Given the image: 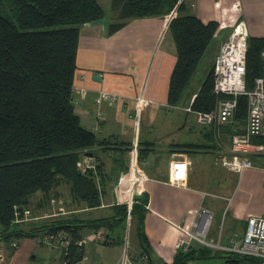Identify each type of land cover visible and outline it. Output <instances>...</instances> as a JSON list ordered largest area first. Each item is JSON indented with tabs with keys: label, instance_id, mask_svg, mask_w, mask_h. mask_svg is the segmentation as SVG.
Masks as SVG:
<instances>
[{
	"label": "crops",
	"instance_id": "0c3cea01",
	"mask_svg": "<svg viewBox=\"0 0 264 264\" xmlns=\"http://www.w3.org/2000/svg\"><path fill=\"white\" fill-rule=\"evenodd\" d=\"M183 2L187 12L202 22L219 24L209 46L216 52L210 59L211 67L220 46L237 24L245 22L250 36L264 37V0ZM99 4L105 11L104 23L85 24L81 28L74 90L76 112L82 125L101 141L119 143L118 146L110 145L109 149L105 146L96 149L100 164L96 172L101 203L98 207H88L72 197L70 185L62 183L50 195L38 192L31 197L26 209L37 220L32 221L29 227L38 230L56 220L85 225L80 233L86 240L83 245L87 259L78 264H116L125 245L130 264H164L172 263L177 254L176 243L183 235L181 228L192 229L193 222L201 220V209L207 208L213 213L208 237L220 240L223 246H230L234 238L236 247H239L248 218L264 216V167L253 165L242 173H236L215 162L222 149L217 145L220 133H214L215 128L200 126L195 114L188 112L192 98L196 96V93L190 95L188 87L178 105L168 104L170 78L177 60L176 47L168 33L170 14L130 21L111 35L109 25L119 22V11L113 9L112 0H99ZM172 13L175 14L176 9ZM81 90L86 94L83 95ZM101 91L116 94V101L98 107L95 99ZM141 94L146 102L137 118ZM98 110L102 117L97 115ZM145 114L144 129L142 121ZM228 126L231 125L222 128ZM224 128L221 132L225 131ZM136 134L145 154L142 166L149 176L139 203L146 210L142 231L147 238L148 250L143 249L140 222L136 216L129 231H125L121 222L99 229L86 226L102 218L120 220L121 210L126 207L123 200L130 170L128 148ZM229 176H235L237 180L229 183ZM214 221L219 224L217 235ZM100 230L104 231L106 241H92L91 237ZM30 238L16 250L0 241L4 262L65 264L60 248H48L37 244L36 237ZM88 243L98 246L94 253L87 250ZM192 248L205 247L195 244ZM108 250L113 251V256ZM200 260L205 259H195L188 264Z\"/></svg>",
	"mask_w": 264,
	"mask_h": 264
},
{
	"label": "trees",
	"instance_id": "16d2710c",
	"mask_svg": "<svg viewBox=\"0 0 264 264\" xmlns=\"http://www.w3.org/2000/svg\"><path fill=\"white\" fill-rule=\"evenodd\" d=\"M179 2L112 0L113 9L119 11V22L110 24L108 31L112 35L130 21L168 15L178 6L177 15L168 26L177 52L168 90L170 106L181 102L219 29L217 22H202L187 12L184 2ZM104 18L99 0H0V241L36 237L48 231L65 233L71 238L64 255L67 264H78L85 256L84 246L78 245L83 240L80 231L85 225L56 220L38 230L26 231L22 228L24 223L14 224L15 207L24 210L33 195L38 192L50 195L62 183L70 185L72 197L88 207L101 203L96 149L102 146L109 149L119 143L101 141L82 125L76 112L74 80L81 28ZM263 50L264 37L250 36L246 64L249 91L263 74ZM213 72L214 65L196 93L193 111H213L220 99L229 98L215 94ZM247 117L248 99L240 96L235 115L237 126L245 125ZM226 129L232 133V126ZM252 141L264 144V137ZM86 153L93 154V168L83 173L79 163ZM140 155L143 160L141 143ZM140 198L132 215L139 219L141 243L148 250L142 231L146 210L139 204ZM144 203L146 207L147 202ZM121 211L120 220L102 218L86 226L99 229L121 222L126 227V207ZM213 253L207 248L177 251L173 262L164 264H188L209 258ZM222 258L228 264H252L253 260L234 254Z\"/></svg>",
	"mask_w": 264,
	"mask_h": 264
},
{
	"label": "built area",
	"instance_id": "2783aa9c",
	"mask_svg": "<svg viewBox=\"0 0 264 264\" xmlns=\"http://www.w3.org/2000/svg\"><path fill=\"white\" fill-rule=\"evenodd\" d=\"M249 37L250 32L247 24L241 22L232 29L228 38L222 43L214 63V92L219 96H228L229 98L220 99L213 111L207 113L199 112L196 114L200 126L206 128L232 126V133L229 134L230 146L227 149V153H230V155H222L218 163L223 168H227L236 173H242L244 170L253 167L250 156L264 154V144H256L252 141L253 138L264 137V69L263 74L256 78L254 89L249 91L246 84ZM261 60L264 66V50L261 53ZM81 91L83 95L86 94L85 90ZM240 96H246L248 99V117L244 128L237 126L235 120ZM116 98V94L101 91L95 99V103L100 107L106 102H115ZM145 102L146 98L141 94L138 98L137 117H139ZM97 115L102 117L99 110L97 111ZM129 150L130 170L127 177V190L123 200L127 209L125 231H129L130 229L134 205L138 202V198L145 193V185L149 181V176L142 166L140 142L137 134ZM79 166L84 173L86 168L89 169L92 167L91 160L84 156ZM200 215L201 220L199 222H193L192 229L181 228L183 235L177 240V251L187 252L195 244H200L205 248L221 253H235L241 257L257 259L264 264V216H252L248 218L247 228L241 245L236 247L237 240L234 238L231 239L230 246H223L220 240L214 241L209 238L208 234L213 222V213L207 208H202ZM31 220L32 216L28 209L22 210L18 206L15 207L14 224H22ZM36 237L37 243L48 248H60L64 255L71 244L70 236L65 233L48 231L42 232ZM127 237L128 234L126 235ZM91 239L96 242H105L106 236L104 231L100 230ZM85 242V239L79 241L78 245H83ZM17 247L18 243L12 241L11 248L16 249ZM83 259H87L86 256ZM0 264H6L1 253ZM65 264H67L66 261ZM116 264H130L127 245H125L121 259Z\"/></svg>",
	"mask_w": 264,
	"mask_h": 264
},
{
	"label": "rangeland",
	"instance_id": "374dc122",
	"mask_svg": "<svg viewBox=\"0 0 264 264\" xmlns=\"http://www.w3.org/2000/svg\"><path fill=\"white\" fill-rule=\"evenodd\" d=\"M181 2H183V0H180V2H179V4L181 3ZM177 7L178 6H176V13L174 14V13H170V16L172 17V18H174L176 15H177ZM220 49V48H219ZM219 52V51H218ZM215 54H216V52H215V49H213V47H212V49L211 48H209L208 49V51H207V53H206V55L203 57V59H202V61L200 62V65H199V67H198V69H197V71H196V73H195V75H194V77H193V79L190 81V83H189V85H188V91H189V93H190V95H192V94H194V93H197L198 92V90H199V88H200V86L202 85V83H203V81L205 80V78L207 77V74L208 73H210V71L213 69V66L211 67V62H210V59H211V57H214L215 56ZM218 54V53H217ZM217 56V55H216ZM215 59H216V57H215ZM213 76H214V81H215V75H214V72H213ZM195 97L196 96H193V98H192V101L195 99ZM191 105H192V102H191ZM188 112H190V113H192L193 112V114H195V117H196V114L197 113H199V112H197V111H193V109H192V107L190 108V109H188ZM137 113V112H136ZM147 114V113H146ZM146 114H145V118H143V121H142V123H143V126H144V129H145V120H146ZM138 118V117H137ZM134 120V119H133ZM136 120H134V122H135ZM196 121H197V117H196ZM133 122V121H132ZM126 123L127 124H129L128 123V121H126ZM136 123H137V121H136ZM197 123H198V121H197ZM239 127L240 128H244V125H239ZM134 128H135V125H134ZM214 128H218V129H215V130H220V134H219V136H218V146H221L222 147V149H221V152H220V154H219V156L217 157V159H215V162H217L218 160H219V158L222 156V155H230V153H227V149L229 148V141H230V139H229V133L227 132V127H223L224 129H226V131H224V132H221L222 131V126H220V127H214ZM210 129H212V128H210ZM228 134V135H227ZM137 137H139L138 135H137ZM139 139V138H138ZM219 140H220V142H219ZM133 141V140H132ZM140 142V141H139ZM132 143V142H131ZM130 146H131V144H130ZM130 146H129V149H130ZM129 151V156H130V150H128ZM88 159H90V160H92V158L93 157H88V156H86ZM229 157V156H228ZM250 159H251V162L253 163V165L256 167V166H258L259 168H263L264 167V154L263 155H253V156H250ZM143 163V162H142ZM219 164V163H218ZM220 165V164H219ZM221 166V165H220ZM93 167H90L89 169L88 168H86V170H85V172L84 173H86L87 171H89V170H91ZM237 180V177H228V181H229V183L230 182H232V181H236ZM147 183V182H146ZM146 186V185H145ZM33 198V197H32ZM26 209V208H25ZM34 209V208H33ZM35 210V209H34ZM44 212H45V210L43 211V216H44ZM55 212V211H54ZM56 213H57V208H56ZM48 217H51V216H48ZM35 220H37V218H33L32 217V220L31 221H29V222H25L24 223V225H23V229L24 230H26V231H30L31 230V228L29 227V225L32 223V221L34 222ZM44 220V219H43ZM42 220V221H43ZM41 221V220H40ZM53 222H55V221H53ZM39 224H43V223H39ZM28 225V226H27ZM214 228H216L217 229V231H216V235L218 234V228H219V224H218V222L216 223L215 221H214ZM125 230H126V227H125ZM42 233V232H41ZM40 233V234H41ZM88 233H92V232H88ZM133 235L130 237V239H131V247H133ZM37 238V237H36ZM26 239H32V238H30V237H14V238H9V239H5V240H3L2 242L4 243V244H6V245H10V247H11V243H12V241H16L17 243H18V247H19V245L21 246V243L24 241V240H26ZM38 244V243H37ZM17 247V248H18ZM87 250L89 251V253H94V249L96 248L97 249V245L96 244H92V243H88L87 244ZM16 248V249H17ZM11 249H13V248H11ZM16 249H13V250H16ZM101 248L99 247V250H100ZM109 252H111V254H112V252L113 251H111V250H108ZM1 254H2V252H0ZM112 256H113V254H112ZM225 256H228L227 254H222V255H220V256H214V255H211L209 258H206L205 260H200V261H194V262H192V264H228L227 262H226V260L224 259V258H222V257H225ZM251 263L252 264H262V261H260V260H257V259H253L252 261H251Z\"/></svg>",
	"mask_w": 264,
	"mask_h": 264
},
{
	"label": "water",
	"instance_id": "95a60500",
	"mask_svg": "<svg viewBox=\"0 0 264 264\" xmlns=\"http://www.w3.org/2000/svg\"><path fill=\"white\" fill-rule=\"evenodd\" d=\"M103 23H104V20L102 19V20H99V21L91 22L90 25H99V24H103ZM95 78L97 79V77H95ZM85 156L93 157V154L92 153H86Z\"/></svg>",
	"mask_w": 264,
	"mask_h": 264
}]
</instances>
